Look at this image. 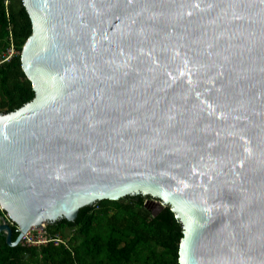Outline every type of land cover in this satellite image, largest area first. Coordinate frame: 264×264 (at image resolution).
Returning <instances> with one entry per match:
<instances>
[{
    "label": "water",
    "instance_id": "1",
    "mask_svg": "<svg viewBox=\"0 0 264 264\" xmlns=\"http://www.w3.org/2000/svg\"><path fill=\"white\" fill-rule=\"evenodd\" d=\"M23 3L35 98L0 113L7 243L142 195L182 223L179 264H264V0Z\"/></svg>",
    "mask_w": 264,
    "mask_h": 264
},
{
    "label": "trees",
    "instance_id": "2",
    "mask_svg": "<svg viewBox=\"0 0 264 264\" xmlns=\"http://www.w3.org/2000/svg\"><path fill=\"white\" fill-rule=\"evenodd\" d=\"M33 24L23 0H0V55L11 44L20 53L0 65V113L33 101L35 91L22 68L21 53ZM7 212L0 208L1 217ZM16 241L19 225L7 217ZM46 244L17 246L0 234V264H179L182 223L170 205L153 212L140 196L99 200L82 207L74 221L48 222ZM60 239L61 242H55Z\"/></svg>",
    "mask_w": 264,
    "mask_h": 264
},
{
    "label": "built area",
    "instance_id": "3",
    "mask_svg": "<svg viewBox=\"0 0 264 264\" xmlns=\"http://www.w3.org/2000/svg\"><path fill=\"white\" fill-rule=\"evenodd\" d=\"M20 51L16 48L14 44H11L5 51H3L0 55V65L6 62H10L16 55H18ZM50 240L46 235L44 231V238L42 236L40 237V234H34L32 235L31 232H28L24 235L22 238V242L27 243L28 245H41V244H46ZM55 242H61L62 240L60 239H54Z\"/></svg>",
    "mask_w": 264,
    "mask_h": 264
},
{
    "label": "rangeland",
    "instance_id": "4",
    "mask_svg": "<svg viewBox=\"0 0 264 264\" xmlns=\"http://www.w3.org/2000/svg\"><path fill=\"white\" fill-rule=\"evenodd\" d=\"M150 206H151L152 211H154V212H157L159 210V208L162 207L161 203H159L158 201H156L153 205L151 204ZM46 225L47 224H45L41 228H32L29 232H31L32 235H34V234L39 235L40 234V237L42 236V238H44V230H45Z\"/></svg>",
    "mask_w": 264,
    "mask_h": 264
},
{
    "label": "flooded vegetation",
    "instance_id": "5",
    "mask_svg": "<svg viewBox=\"0 0 264 264\" xmlns=\"http://www.w3.org/2000/svg\"><path fill=\"white\" fill-rule=\"evenodd\" d=\"M140 196H142V195H139V196H137V197H139V199H140ZM132 197V196H131ZM142 198L144 199V197L142 196ZM148 199L149 200H153L154 202H156V201H158L159 203H161V201L160 200H158V199H156V198H153L152 196H148ZM145 200V199H144ZM154 203L152 202V205H153ZM151 205V204H150ZM149 205V208L151 209V206ZM152 210V209H151ZM154 212V211H153Z\"/></svg>",
    "mask_w": 264,
    "mask_h": 264
}]
</instances>
